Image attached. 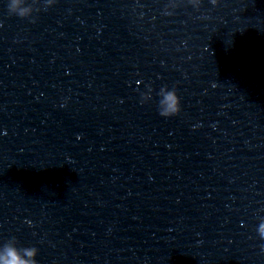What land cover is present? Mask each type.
Returning <instances> with one entry per match:
<instances>
[{"label":"clouds","instance_id":"1","mask_svg":"<svg viewBox=\"0 0 264 264\" xmlns=\"http://www.w3.org/2000/svg\"><path fill=\"white\" fill-rule=\"evenodd\" d=\"M58 0H47V7H53ZM215 3V0H213ZM8 12L11 15L20 18H33L37 11L34 5L29 3V0H7ZM148 91L141 94V103L151 102L153 99L152 92ZM159 115L165 118L178 116L183 111V100L176 87L169 88L164 86L157 93ZM63 106V105H62ZM257 232L261 239H264V220H261L257 228ZM39 249L35 246L21 247L18 246V241L15 238L0 242V264H39L37 257Z\"/></svg>","mask_w":264,"mask_h":264}]
</instances>
